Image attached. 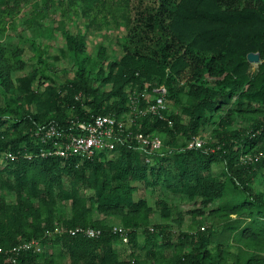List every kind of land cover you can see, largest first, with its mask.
I'll return each instance as SVG.
<instances>
[{
	"label": "trees",
	"instance_id": "1",
	"mask_svg": "<svg viewBox=\"0 0 264 264\" xmlns=\"http://www.w3.org/2000/svg\"><path fill=\"white\" fill-rule=\"evenodd\" d=\"M168 1L140 15L118 43L119 58L109 59L105 45L90 55L86 35L121 25L127 29L129 0H0V151L19 156L0 171V188L15 195L13 204L0 200V264H63L65 256L70 264H132L113 248L118 237L106 219L119 220L130 231L129 245L135 244L140 228L148 238L155 237L147 229L152 207L147 198L136 196L141 187L199 198L193 219L217 203L209 210L215 222L197 236L179 234L172 258L162 264H264V192L252 188L254 178L264 180V0H174L169 12ZM54 3L65 45L61 57L74 76L60 89L45 84L54 81L48 63L52 56L49 45L39 40H50L51 29L32 26L40 9ZM23 10L34 15L26 20L32 39L21 37L33 51L26 60L23 47H9L2 40L15 29ZM68 18L85 21V31L68 30ZM249 53L260 55L254 70ZM185 72H191L186 98L177 86ZM210 80L214 87H208ZM145 83L164 85L168 99L179 107L167 114L171 127L151 118L140 124L142 132L162 136L160 153L125 145L84 160L37 156L45 146L39 138L32 141L39 125L55 122L66 128L72 116L83 119L90 114L118 117L127 111L128 88ZM107 84L112 88L103 92ZM232 99L234 108L220 118L215 143L186 149V142ZM236 117L249 124L229 130ZM25 154L34 156L28 160ZM214 163L222 166L220 176H206ZM64 176L70 179V189L64 187ZM80 188L86 190L84 195ZM57 199L71 201V218L60 225L100 229L102 235L87 239L54 233ZM157 207L163 220L178 226L183 222L182 216L172 218L173 208L167 204L159 202ZM234 232L253 246L234 251L235 244L228 240ZM32 240L39 242L40 252L21 251L12 263L6 251Z\"/></svg>",
	"mask_w": 264,
	"mask_h": 264
},
{
	"label": "rangeland",
	"instance_id": "2",
	"mask_svg": "<svg viewBox=\"0 0 264 264\" xmlns=\"http://www.w3.org/2000/svg\"><path fill=\"white\" fill-rule=\"evenodd\" d=\"M165 1L169 3L168 0ZM160 2L161 0H129L127 12L129 13L130 26L127 29H125V27L121 25L117 28L111 27L102 31H89L86 35L87 51L90 53V55H95V48L99 45H105L107 47V54L109 55V59L119 58V56L121 55V51L118 43H122L123 39L128 35V33H130L134 29L133 27L137 23V19L140 15H143L146 11H148V9L152 7L155 9L158 8ZM38 4H40V2H38ZM173 4L174 0H171L170 4L167 7L168 12L171 10L170 8ZM50 5L51 6L47 7L46 9L43 7L40 9V17L37 18L36 22L33 23L32 26L34 28L39 27L40 29L45 30L47 28L51 29L52 36L50 40H47L45 38L39 40L42 41V45H49L48 53L52 56L50 59H48V63L50 64L51 68L53 67L52 71H54V73L52 77L55 82L48 80L45 82V84H54L57 86V89H60L66 83L67 79H70L74 76H72V71L68 69L64 58L61 57V51L65 45L64 39H62L59 31L60 27L62 26L61 22L59 21L61 20V17L59 15V8H54L56 5L55 3L54 5ZM32 17H34L33 12L29 10H23L21 15L15 22V29L9 30L7 32V35L2 39L3 42H5L9 47H23L25 51V60L28 59V57L33 56V51L29 42L24 41V39H21V37H29L30 39H32V34H30L31 28L29 27V24L26 23V20L31 19ZM65 21L68 30L73 32L77 30L81 32L85 31V21L83 22L82 19L77 20L74 18H68L67 20L65 19ZM132 35L134 36L137 34L135 33V31H133ZM55 56H57L56 60H54ZM32 64H34L33 61L28 62V65L26 66L25 70H23L22 74L27 73L30 70ZM251 65L252 70H254L256 68V64ZM189 81H191V72H185L177 82V86H179L178 88H181V93L184 94V98H186L188 92L187 85ZM93 84L99 86V82L97 81H93ZM208 87H214L213 80L209 81ZM36 88L37 90H39V92L44 91V86L42 85L36 86ZM111 88L112 85L107 84L102 85L101 90L103 92H109ZM128 90H130V88H128ZM78 95L80 96L81 94ZM233 101L234 99L228 101L221 111L215 113L214 116L205 123V126L200 128L197 137L201 139V141L203 142V146H212L215 143V131L220 128L219 120L221 117L226 115L227 110L234 108ZM0 102L3 103L1 98ZM168 106L170 109L169 112L177 113L179 111V107L174 105V103L169 99ZM31 111L35 113L37 112V109L33 106L31 108ZM45 124L46 123H42L39 126L42 127ZM247 124L249 123L246 121L244 122L240 118L236 117L231 127H229V130H235L246 126ZM38 134L39 133L37 132V130H34L32 132V141H37V139L40 137L38 136ZM14 161L16 160L5 159L3 152L0 151V171L4 168L5 165L11 164L10 162ZM221 170L222 166L220 164L214 163L212 165L211 171L204 174H206V176L212 175L215 177H219L221 174ZM63 182L64 187L70 189V179L67 178V176L63 177ZM252 188L254 191L264 192V180L254 178L252 182ZM84 191L86 190L80 188V192L83 195L85 194ZM136 196L138 198H147L149 205L152 207L153 211L149 216L150 220L147 229L149 233L154 234L155 237L153 236L152 238H148L144 233V229L140 228L137 231L135 244L129 245L130 234L127 242H124L121 238H118V240L114 241L113 248L117 252L119 258L121 260H130L132 264H140L141 262H143L144 264H162V261L170 260L174 254V247L178 244L177 237L179 236V234L185 233L188 236H197L199 234V230H203L204 228L208 229L215 222L210 217L209 210L215 209L217 207V203L209 205L207 208H205L204 215L202 217H196L195 215L196 218L193 219V215L191 214V212L197 208H200L201 206L199 198L189 199L185 195L172 194L171 192H168L161 187L155 190L145 189L141 187L137 190ZM0 200L6 204H13L15 202V195L7 188H0ZM159 202L165 203L169 207L173 208L172 218H178V216L183 217V222L181 223V225L178 226L176 223L172 221H165L160 217L159 208L157 207ZM70 216L71 201L57 199V204L54 206L52 211V220L54 224L53 226L64 228L65 226H62L60 224H63V221L71 218ZM232 219H235V216H232ZM106 224L107 226H111L110 229L113 227L121 226L119 220H116L114 218H107ZM163 230L164 232H162ZM225 233L228 234L229 232ZM243 239H241L240 232H234L232 235L228 236V240L235 244L233 246L234 251H236V248H238V246H240L241 248L253 246L248 242V240ZM63 264H70L67 256L64 257Z\"/></svg>",
	"mask_w": 264,
	"mask_h": 264
},
{
	"label": "built area",
	"instance_id": "3",
	"mask_svg": "<svg viewBox=\"0 0 264 264\" xmlns=\"http://www.w3.org/2000/svg\"><path fill=\"white\" fill-rule=\"evenodd\" d=\"M167 89L164 85L151 86L143 84L130 88L127 91V111L116 117L114 115L90 114L89 118L72 116L67 120L68 127L62 128L55 122H50L42 127L38 126V136L41 147L37 156L42 158L59 157L64 160L76 158L79 160L91 159L101 152H112L119 146H137L144 153H160L163 148L162 136L154 131L144 133L140 129L142 120L149 119L165 121L168 126H172V121L168 120ZM79 99L80 96H76ZM203 142L199 137H192L186 142V149H200ZM5 159L17 160L18 155L13 153H3ZM34 155L25 154L23 158L30 160ZM146 162L148 160L146 159ZM54 233L62 234L66 232L70 236L80 235L87 239H97L102 235L100 229L75 227L60 228L55 227ZM110 232L128 241L130 231L126 228L113 227ZM33 249L40 252V244L36 240L23 242L12 247L6 252L10 253V261L15 262L17 254L21 251ZM1 252V250H0Z\"/></svg>",
	"mask_w": 264,
	"mask_h": 264
},
{
	"label": "water",
	"instance_id": "4",
	"mask_svg": "<svg viewBox=\"0 0 264 264\" xmlns=\"http://www.w3.org/2000/svg\"><path fill=\"white\" fill-rule=\"evenodd\" d=\"M247 61L250 64H259L260 63V55L258 53H249L247 55Z\"/></svg>",
	"mask_w": 264,
	"mask_h": 264
}]
</instances>
